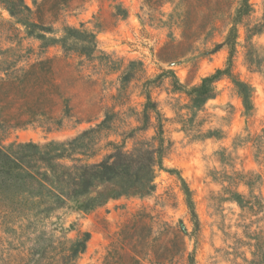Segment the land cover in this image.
Segmentation results:
<instances>
[{
	"label": "rangeland",
	"instance_id": "rangeland-1",
	"mask_svg": "<svg viewBox=\"0 0 264 264\" xmlns=\"http://www.w3.org/2000/svg\"><path fill=\"white\" fill-rule=\"evenodd\" d=\"M237 1L229 0V8L227 0H165L161 6L71 0L54 17L43 11L42 21L52 27L47 36L60 38L66 25L94 33L90 55L56 42L42 45L0 5L3 88L10 92V81L33 70L26 80L37 76L39 90L45 89L46 65H33L49 58L60 95L53 98L52 118L36 113L21 127H0L1 144L62 141L104 120L92 134L89 162L100 161L112 144L126 151L161 144L162 152L148 192L114 196L109 184H98L90 193L97 197L93 208L82 210L81 198L46 214L0 204V264H59L69 241L84 231L90 237L75 264H128L118 255L126 234L145 253L144 264H264V241L258 253L252 246L264 235V0H249L252 10L237 23L228 61L225 38ZM25 2L31 18L40 16L42 0ZM118 5L126 15L118 14ZM215 5L222 11L209 23ZM256 27L260 31L246 38ZM226 67L251 86V107L245 109L232 78L222 74L214 81L215 95L192 108L187 91ZM3 95L0 119H8L20 100ZM147 96L156 110L145 116Z\"/></svg>",
	"mask_w": 264,
	"mask_h": 264
},
{
	"label": "trees",
	"instance_id": "trees-1",
	"mask_svg": "<svg viewBox=\"0 0 264 264\" xmlns=\"http://www.w3.org/2000/svg\"><path fill=\"white\" fill-rule=\"evenodd\" d=\"M70 1L42 0L37 5V12L40 13V16L36 15L35 18L30 17L34 12L25 0H0V5L16 23L25 27L27 34L40 39L42 45L47 46L51 42H56L64 48L75 46L79 53L90 55L95 48V35L92 32L66 25L60 38L45 34L51 32L52 27L42 21L43 11L48 13L49 17H54V13L67 6ZM164 1L145 0L151 6H161ZM227 5L229 8L231 7L229 0H227ZM222 6L215 5L210 9L208 14L209 23L213 22L217 14L222 11ZM117 7L118 14L122 16L127 14L125 8L120 5ZM251 10L252 4L249 0H238L236 2L231 15V23L233 24L225 38V43L229 47L228 61L231 59L238 36L237 23H241ZM259 31L260 27L247 29L246 38ZM69 40L73 43H68ZM50 63L51 59L47 58L33 65L38 66L39 69L46 65L45 71L49 73V78L43 90H39L37 76L33 75L32 83H28L26 80V75L34 74L33 70L25 72L14 81H10L9 83L12 85L10 92L3 88L7 81L0 79V92L5 94L3 100L8 94L20 100L17 113H14L8 119H0V127H21L33 121V116L36 113L52 118L53 98H60V95L56 90V83L53 82ZM222 74H227L232 78L245 109L251 107V86L235 78L230 72V68L226 67L216 69L214 73L203 77L198 86L187 91L192 108L200 107L215 95L214 81ZM39 92L44 95V101L40 103H38L37 98ZM62 105L64 110L67 111L68 107L65 99L62 100ZM151 109L156 110L154 103L147 96L144 115L147 116L148 111ZM103 123L104 120L96 127L86 129L70 139L50 140L43 145L33 141H13L7 145L0 143V204L7 209L16 211L21 208H32L39 213L46 214L59 208L68 207L72 202L77 203L81 198H86L81 205L82 210L93 208L97 204V197L90 196V193L92 188L98 184H109L111 194L114 196L127 194L135 189L142 192L150 191L153 188L155 167L161 165V144L157 147L139 146L132 151H126L111 143V150L100 161L89 162L88 153H90L89 150L93 144L92 134ZM183 185L187 205L194 224L197 225L190 190L184 182ZM99 195L101 196V194ZM235 196L238 199L241 198L239 193H235ZM238 199L236 200L238 201ZM89 237V232L84 231L70 240L59 264H75L74 260L85 251ZM263 241L264 235L256 237V241L252 245L254 253H258L262 249ZM120 242L122 244V247H120L122 253L118 254L120 258L127 260L128 264H144L145 253L136 249L137 242L134 240L133 235L126 234Z\"/></svg>",
	"mask_w": 264,
	"mask_h": 264
}]
</instances>
